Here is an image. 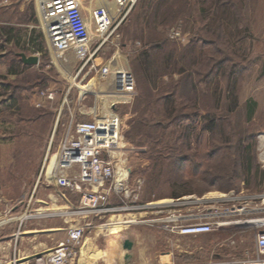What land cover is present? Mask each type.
<instances>
[{
  "label": "rangeland",
  "instance_id": "1",
  "mask_svg": "<svg viewBox=\"0 0 264 264\" xmlns=\"http://www.w3.org/2000/svg\"><path fill=\"white\" fill-rule=\"evenodd\" d=\"M42 1L49 3L55 0H0V223L13 218L6 216V212L13 209L11 214L14 217H28L24 223L29 229H34V233L51 231L53 227L56 233L62 234L65 229L81 221V217L71 215L79 205L80 196L57 188L48 177L49 167L63 138L60 130L55 131L57 103H49V95L44 92L49 87L46 81L49 77L35 68L23 67L20 58L21 54H32L39 47L47 48L39 14V3ZM84 1L87 12L104 7L111 21L120 15V9L112 0ZM159 2L139 0L103 46L101 42H96L89 47L92 53L96 51V63L107 69L115 67L119 79L123 77L124 69L131 74V97L124 99L128 102L115 105V111L123 121L125 143V155L122 154L118 161L121 166L133 171L131 188L139 185L140 202L143 204L176 203V195L181 198L195 196L206 202L233 194L248 199L228 201L226 204L248 202L250 207L264 209V0L246 2L247 18L251 21L254 36L252 39L246 38L241 46L238 44L243 46V59H239L236 66L240 108L224 122L225 131L230 135L227 146H222L223 137L218 131L214 135L206 132L202 137H197L201 130L199 128L191 135L185 126L193 122L192 112H187L190 119L175 123L168 129L156 126L158 113L162 109L158 97L163 93L157 95V91L153 90L148 58L144 54L148 53L150 60L161 56L162 52L155 50L153 44L155 41L163 42L168 37L171 42L166 48L178 54L190 47L192 41L200 46L201 40L206 38L199 33L202 24L197 23L200 19L198 5H193L194 17L173 20L165 15L168 6L160 7L159 16L156 15ZM176 31L180 33V38L172 37ZM89 49L80 51L82 61L86 60L87 56L84 55ZM214 49L215 45H207V57L214 53ZM198 56L197 50L196 61L199 60ZM192 57L189 59L192 60ZM189 59L181 60L178 67H187ZM170 78L179 81L184 77L177 72L163 79L169 82ZM221 81L219 85L225 90L227 82ZM105 83L111 88L113 79L109 78ZM204 86L198 89L199 97L201 106L209 109L214 105V99L206 94ZM216 86L218 83L213 85ZM182 96L185 99L194 96L189 81ZM249 100L255 101L257 106L248 122L246 104ZM105 114L106 111L102 112V115ZM200 123L202 125L204 122L198 119L197 124ZM214 149L217 153L208 161V154ZM204 160L202 169L195 168L197 163H204ZM121 171L125 173L124 168ZM138 180L141 184H137ZM208 206L204 203L201 205L202 208ZM172 207L176 208L175 204ZM158 212L159 209L138 213V223L118 236L105 231L99 241V248L110 254L105 264H110L114 257L115 262L111 264H196L190 261H202L195 255L181 252L180 247L191 244L189 241H181L176 248H169L166 240L170 233L165 224L152 223L168 218L169 214ZM41 215L53 217L37 219ZM10 226L16 228L18 223L0 227ZM246 235H249L246 247L252 248L255 246L252 232ZM62 238L64 236L55 240L45 233L41 239L56 242ZM116 239L122 243L120 254L111 250L112 242ZM126 240L133 243L130 251L123 247ZM4 243L0 241L2 252H5ZM166 251L171 252V256L164 260L162 255ZM80 253L82 257L87 255L83 251ZM79 257L80 254L75 264H83V261L78 262Z\"/></svg>",
  "mask_w": 264,
  "mask_h": 264
},
{
  "label": "built area",
  "instance_id": "2",
  "mask_svg": "<svg viewBox=\"0 0 264 264\" xmlns=\"http://www.w3.org/2000/svg\"><path fill=\"white\" fill-rule=\"evenodd\" d=\"M138 1L112 0L120 9V15L115 21H111L104 7H96L87 12L84 0L40 2L39 14L49 55L53 58H61L71 52L81 55V46L89 49L96 42H101L103 46L116 33ZM172 37L180 38V33L176 31ZM89 52L90 49L84 56ZM48 99L53 100V94ZM123 134V121L115 110H112V115H101L89 122L72 124L66 129L51 179L57 188L80 196L79 205L71 215L81 217V221L68 228L66 238L55 248L35 257L36 264H75L85 233L95 226V222L106 226L114 215H138L155 209H159V214L167 212L169 217L152 223L163 222L167 232L173 235L198 237L222 232H254L255 256L228 262L196 264H264V216H261L264 209L250 207L248 202L226 204L228 201L248 199L233 194L206 202L205 199L190 196L163 205L141 203L139 185L133 189L130 186L133 171L121 166L118 161L125 152V146L121 144ZM121 168L125 171L123 176ZM137 184H141V181L138 180ZM203 203L210 206L202 208ZM12 211H7L6 216L13 218L6 219L0 226L18 223L20 227L15 234L17 242L28 217H14ZM231 244L235 245V242ZM19 259L15 248L9 264H18Z\"/></svg>",
  "mask_w": 264,
  "mask_h": 264
},
{
  "label": "trees",
  "instance_id": "3",
  "mask_svg": "<svg viewBox=\"0 0 264 264\" xmlns=\"http://www.w3.org/2000/svg\"><path fill=\"white\" fill-rule=\"evenodd\" d=\"M246 2L247 0H160L156 15L159 16L160 7L168 6L165 15L173 20L194 17L193 9L195 8L193 5H198L197 14L200 19L197 20V23L202 24L199 33L206 38L204 41L201 40L200 46L195 45V41H192L190 47L184 48L178 54L177 51H169L166 48L171 42L168 37L163 42L155 41L153 44L155 50L162 52L161 56L150 60L151 56L148 53L144 54L148 58L149 65L147 67L150 71V79L154 83L153 90L157 91V95L163 93L158 97V102L162 103V109L158 113L156 126L168 129L175 123L190 119L187 117V112H192L194 114L193 122L185 126L191 135L195 134L199 128L201 130L198 134L196 133L197 137H202L206 132L212 135L220 132L223 137L222 146L230 144V135L225 131L224 122L240 108L236 69L239 59H243L241 53L243 46H240L246 38L252 39L254 36L251 21L247 18ZM241 21L247 24L244 25ZM207 45H215L214 53L210 57H207L206 54ZM238 47L240 48L238 49ZM197 50L198 61L195 60ZM192 55L194 56L192 57ZM222 56L224 57L222 58ZM190 57L192 60L189 59ZM186 58L190 60L187 67L184 65L178 67L179 62ZM229 66L231 67L228 72ZM177 72L184 78L179 81L171 78L169 82L164 81L165 76ZM221 79L227 82L225 90L220 87ZM187 81L190 82L194 95L189 99L182 96ZM215 83H218V86L213 87ZM203 85H205L206 94L214 99V105L209 109H204L201 106L202 101L198 89ZM246 106L249 122L254 115L257 103L249 100ZM198 119L204 123L197 124ZM215 153L217 150L211 151L207 160H212ZM204 164L205 160L204 163L200 161L195 168L200 170ZM179 197L181 196H175V198Z\"/></svg>",
  "mask_w": 264,
  "mask_h": 264
},
{
  "label": "crops",
  "instance_id": "4",
  "mask_svg": "<svg viewBox=\"0 0 264 264\" xmlns=\"http://www.w3.org/2000/svg\"><path fill=\"white\" fill-rule=\"evenodd\" d=\"M85 48L87 46H81L79 51ZM27 56L38 57L39 65L29 66L21 60L22 66L35 68L39 73L50 79L46 78L49 87L44 92L47 95L53 94L54 96L53 100H48L49 103H57L56 111L58 114L55 118V130H60L63 135L72 124L92 121L105 111L107 114L112 115L109 107L116 110V104L128 102L124 101V99L130 98L132 95L133 86L130 71L124 69L123 77L119 79L116 75L118 71H115V67L110 66L107 69L106 66L97 64L96 60H94L95 54L91 51L85 61H82V57L78 52L68 53L61 58H53L49 55L47 48L43 49L42 47L37 48L34 53ZM109 78L113 79L111 88L105 86V81ZM124 78L125 82L123 81ZM104 88L106 90H103ZM254 215L257 214L255 213ZM49 217H53V215H41L37 219ZM19 227V224L16 228L11 226L10 228L0 227V241H5L2 244L5 252L0 250V264H9L11 262L15 248L20 257L18 264H35V257L55 248L58 242L66 238L68 230L65 229V233L61 234L56 233V229L52 227L51 231H37L39 233H34V229H29L27 224L23 223L20 237L16 242L15 234ZM100 227L99 222H95V226L86 231L80 252L83 251L87 255L82 257L80 253L78 262L83 261V264H105V260L110 254L107 251L103 252L99 248L100 238L105 232L100 231ZM45 233L51 236L52 239L55 238V240L59 239V236H64V238L56 242L42 240L41 238L44 237ZM247 233L222 232L198 237L169 234L166 242L169 243V248L172 249V247L176 248L181 241H189L191 244L180 247L181 252L191 254V256L195 255L196 258H201L204 261H198L199 259L195 258L196 260L192 259L190 261L192 263L228 262L232 261V259H245L246 257L255 256L256 245L252 248L246 247V238H249V235H246ZM252 235L251 237L254 238V232H252ZM201 241H203L202 244H199ZM233 241L235 245L231 244ZM170 256L171 252L168 253V251L162 255L164 260Z\"/></svg>",
  "mask_w": 264,
  "mask_h": 264
},
{
  "label": "bare ground",
  "instance_id": "5",
  "mask_svg": "<svg viewBox=\"0 0 264 264\" xmlns=\"http://www.w3.org/2000/svg\"><path fill=\"white\" fill-rule=\"evenodd\" d=\"M114 5H116V4L114 3ZM116 7L119 9V7L117 5H116ZM121 144L123 146V143H121ZM123 155H125V154H123ZM121 158H122V156H121ZM56 161H57V156H54L53 160L51 162V165L49 167V170H48V177L49 178H51V172H52V170L54 168V165H55ZM136 223H138V221H137V216L135 214H131V215H123V214L122 215H114V216H112L110 218L109 224L106 225V226H101L99 228V230L100 231H107V232H109L112 235L118 236V235L122 234L123 232H125L129 228V226L131 224H136ZM121 246H122L121 241L116 239V240H114L112 242L111 250L113 252H118L120 254L122 252V250H121L122 247ZM114 259H115V257H114ZM114 259L112 261H109L110 264L115 262Z\"/></svg>",
  "mask_w": 264,
  "mask_h": 264
},
{
  "label": "water",
  "instance_id": "6",
  "mask_svg": "<svg viewBox=\"0 0 264 264\" xmlns=\"http://www.w3.org/2000/svg\"><path fill=\"white\" fill-rule=\"evenodd\" d=\"M21 60L23 61L24 64L29 65V66H37L39 65V58L36 56H27L26 54H21L20 55ZM123 247L125 250L130 251L133 247V243L129 240H126L123 243Z\"/></svg>",
  "mask_w": 264,
  "mask_h": 264
}]
</instances>
